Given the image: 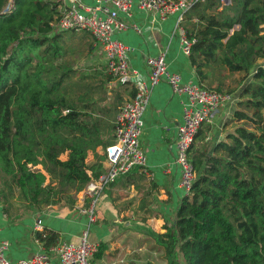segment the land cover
<instances>
[{
	"label": "trees",
	"instance_id": "16d2710c",
	"mask_svg": "<svg viewBox=\"0 0 264 264\" xmlns=\"http://www.w3.org/2000/svg\"><path fill=\"white\" fill-rule=\"evenodd\" d=\"M60 2L0 0V211L8 217L11 199L39 210L72 205L103 173L114 142L122 104L101 96L113 75L104 66V81L93 72L69 81L79 70L64 59L72 50L63 35L77 32L56 28ZM193 14L197 23L183 26L195 38L188 57L198 84L232 94L238 89L207 80L222 71L244 79L232 130L209 154L193 151L209 123L198 129L189 149L196 177L156 235L157 250L165 264H264V0H206L184 15ZM35 239L48 249L58 235L42 229ZM105 249L99 243L93 258Z\"/></svg>",
	"mask_w": 264,
	"mask_h": 264
},
{
	"label": "crops",
	"instance_id": "0c3cea01",
	"mask_svg": "<svg viewBox=\"0 0 264 264\" xmlns=\"http://www.w3.org/2000/svg\"><path fill=\"white\" fill-rule=\"evenodd\" d=\"M82 1L94 4V0ZM65 2L66 0H61L60 4ZM132 9L130 18L119 14L127 27L114 34L116 39L133 48L128 55L129 74L125 77L112 76L110 80L103 82L104 86L101 88L104 103L117 107L133 97L138 84H147L148 56L164 53L170 72L179 73L184 81L197 82L189 57L180 50L181 30L185 31L183 25L190 28L189 23L198 21L194 14L186 19L184 14L191 7L183 12L181 21L179 13L161 20L154 11H143L135 5ZM209 11L211 10L207 9ZM262 27L264 33V24ZM73 38L79 42L72 44L71 48L79 47L77 50H85V55H91L90 61L86 63L89 67L86 72H93L104 81L107 74L101 50L93 43L90 46L88 36L82 32L75 34ZM84 39L86 43H80ZM219 81L225 86L223 76L220 75L210 77L207 83L214 87ZM185 100L184 95L174 93L164 80L150 88L140 137L147 158L146 167L131 169L100 191L94 210V222L90 223L82 211L90 200L86 193L87 185L74 194L75 202L72 205L60 203L44 210L31 207L11 212L10 217L0 211V241H9L6 256L10 264H15L18 259L32 257L40 251L41 246L35 240L34 230L38 220L41 221L42 229L52 230L58 235L57 243H77L82 239L84 231L87 232L89 241L98 245L105 243L103 256L93 258L94 264H165L163 253L157 250L155 237L164 232L163 224L172 220L184 194L178 186L180 170L174 159L175 139L178 126L183 120ZM237 100V95H232V100L218 109L209 126L203 127L204 134L195 140L193 151L209 154L208 150L216 142L225 139L233 127L231 117ZM92 159V154H89L87 161ZM104 167L101 175L108 170L107 162ZM95 178L90 182H96L98 179ZM51 264H59L55 255H52Z\"/></svg>",
	"mask_w": 264,
	"mask_h": 264
},
{
	"label": "built area",
	"instance_id": "2783aa9c",
	"mask_svg": "<svg viewBox=\"0 0 264 264\" xmlns=\"http://www.w3.org/2000/svg\"><path fill=\"white\" fill-rule=\"evenodd\" d=\"M206 0H94V4H86L82 0H66L58 5L59 18L55 24L61 31L88 32L93 45L101 50L107 70L115 77L129 74L128 55L132 47L114 37L127 25L119 14L130 18L133 6L143 11H154L159 19L165 20L171 14L179 13L182 20L183 12L197 3ZM227 4L230 0H220ZM123 16V17H124ZM137 29V28H136ZM195 38L187 36L181 30L180 50L188 56ZM149 70L147 84H138L130 100L122 103L115 118L114 142L106 148L108 170L100 175L96 182L86 183L89 197L88 206L82 211L89 222L95 221V206L100 191L114 182L119 176L128 173L135 167L145 169L146 154L141 146L140 137L144 128L143 114L148 104L150 88L164 80L172 91L185 96L183 104V120L177 129L175 139V164L179 167V188L187 194L196 173L189 156V149L198 129L204 123L212 122L220 107L232 100V94L202 87L194 81H184L177 72L167 68L164 53L146 58ZM35 231H41V221H36ZM34 231V232H35ZM40 245L39 241L35 239ZM9 241H0V264H10L6 256ZM41 246V245H40ZM98 249L96 242L87 239L83 232L82 239L77 242H58L48 249L41 246L38 253L29 258L16 260L15 264H51L52 255L57 257L59 264H94L93 256Z\"/></svg>",
	"mask_w": 264,
	"mask_h": 264
},
{
	"label": "rangeland",
	"instance_id": "374dc122",
	"mask_svg": "<svg viewBox=\"0 0 264 264\" xmlns=\"http://www.w3.org/2000/svg\"><path fill=\"white\" fill-rule=\"evenodd\" d=\"M68 33L69 32H65V34L63 35V38L65 39L67 46H69V48H70V46L72 44H75L79 41H75L74 38L69 37ZM77 33L80 34L81 32H77ZM87 36H88V38L91 37L89 35H87ZM83 41H84V43H86L85 39L80 41V43H82ZM78 48L79 47L71 48L72 52H69V54H67V56L64 58L67 63L74 62L73 68L76 69V71L79 70V71H77L75 77L72 76L73 78L71 77V79L69 80L72 84L77 80V78L81 74H85V75L90 74V73L86 72L87 68H89L86 63L90 61L91 55L90 54L85 55V50L80 52L79 50H77ZM222 74H223L224 84L226 87V88H224V90H228V88L238 89L237 92L232 93V95H234V97H236V95L238 96V92L241 89V86L243 85L244 75L241 73L229 74L226 71H222ZM71 90L74 92L75 86H73ZM11 201H12V205H11V209H10L11 212H15V211L20 212V211H24L25 209L31 208V207H24V206L20 205L19 203H17L16 201H14L13 199H11Z\"/></svg>",
	"mask_w": 264,
	"mask_h": 264
}]
</instances>
